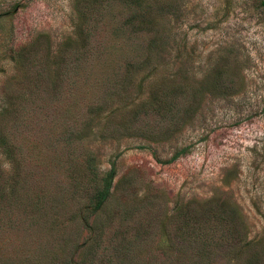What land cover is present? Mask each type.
Returning <instances> with one entry per match:
<instances>
[{
    "label": "rangeland",
    "instance_id": "374dc122",
    "mask_svg": "<svg viewBox=\"0 0 264 264\" xmlns=\"http://www.w3.org/2000/svg\"><path fill=\"white\" fill-rule=\"evenodd\" d=\"M111 4L0 0V128L14 147L13 159L0 152V178L18 181L0 220L20 221L0 233L42 253L80 240L83 264H264V0H184L186 52L165 60L167 80L151 77L178 99L164 108L171 120L148 117L144 130L130 104L144 75L127 103V86L112 89ZM78 106L91 107L95 179L68 161L66 114ZM113 164L111 196L92 215ZM240 216L253 248L240 243Z\"/></svg>",
    "mask_w": 264,
    "mask_h": 264
},
{
    "label": "trees",
    "instance_id": "16d2710c",
    "mask_svg": "<svg viewBox=\"0 0 264 264\" xmlns=\"http://www.w3.org/2000/svg\"><path fill=\"white\" fill-rule=\"evenodd\" d=\"M111 18L109 30L111 32L113 47L110 49V55L113 59L112 89L117 85L124 84L127 86V97L121 98V103H127L135 90L137 78L144 75L143 83L139 92V103L130 102L135 108V117L143 124L148 117L158 116L164 121L171 120L168 113L164 110L165 106H173L178 96L176 89L167 86L164 88L162 83L155 82L151 77L166 74L172 71L169 64L165 65V60H173L175 55L183 54L184 51L178 47V22L187 15L184 0H112L111 10L108 13ZM91 55V54H90ZM174 56V57H173ZM90 56L84 55L83 61L87 64ZM173 58V59H172ZM164 63V67H162ZM175 63H173L174 65ZM89 65V63H88ZM175 75V74H173ZM145 89V90H144ZM114 93H112L113 96ZM133 97V96H132ZM113 102V101H112ZM114 104H109V106ZM127 106L120 110L125 112ZM88 107L87 113L91 112ZM84 112V106L70 108L67 110L68 123L66 126L65 147L68 151V161L70 166L83 167L84 170L96 178L97 160L94 153L86 144L85 133L83 129V118L87 115ZM133 124H135L133 122ZM141 124V125H142ZM132 125L128 124L130 127ZM136 129H140L138 125ZM13 145L10 138L3 134L0 128V152L6 151L13 159ZM185 153V149L177 152L166 163H173ZM1 171V170H0ZM117 175L116 166L113 164L109 172L100 179L101 187L97 190L93 202L89 206L92 215L98 213L111 196V190L114 179ZM1 176V175H0ZM9 184L3 185L0 178V206L5 200L10 204L14 203L18 194V181L16 176L9 177ZM87 209V208H85ZM84 208L77 205L76 214H82ZM7 220V221H6ZM2 222L9 227L20 223L15 219L7 218ZM82 224L89 226L87 220ZM240 243L243 247H254V241L249 240L247 229L244 221L240 216ZM60 230L64 227L60 226ZM80 240L68 247L67 242L60 239L56 242L55 247L49 252L42 253L40 250H33L26 247V243L20 240L14 234L0 233V264H83L79 246ZM241 260V257H240ZM253 257H250V261Z\"/></svg>",
    "mask_w": 264,
    "mask_h": 264
}]
</instances>
